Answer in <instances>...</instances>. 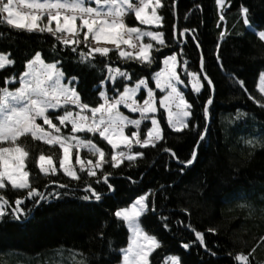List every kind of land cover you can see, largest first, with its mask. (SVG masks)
Here are the masks:
<instances>
[{
	"label": "trees",
	"instance_id": "16d2710c",
	"mask_svg": "<svg viewBox=\"0 0 264 264\" xmlns=\"http://www.w3.org/2000/svg\"><path fill=\"white\" fill-rule=\"evenodd\" d=\"M161 2L163 6L158 14L162 21L157 30L165 34L166 47L161 48L162 55L153 52L157 64L161 66L163 55L175 52L180 65L185 67L183 61L187 60L189 71H197L204 85L200 93H194L182 77L186 83L185 98L193 105L190 128L172 130L160 110L157 117L161 120L164 140L156 147H137L136 151L144 156L137 158L131 167L127 160L115 169L111 163L104 165V170L114 173L108 181L114 190L110 191L102 179L96 183V177L82 174L84 180L102 192L101 201L81 199L87 194L84 180L78 182L60 171L47 177L41 173L38 166L41 152L52 155L58 166L61 149L34 141L30 135L24 138L21 143H26L30 151L26 170L32 185L46 196L54 189L66 194L53 195L35 204L26 198V190L17 191L10 186L4 190L12 206L18 196L25 198L22 205L25 212L17 219L9 208V214L0 218V264H77L80 252L88 256L90 264H117L118 250L126 246L128 230L114 212L145 192H150V210L142 215L141 222L149 234L161 241L150 256V264H162L169 255L178 256L180 264H238L234 255L240 252L251 253L249 264H264L261 239L264 237V94L257 88L258 76L264 70V41L244 25L239 11L241 5L248 7L250 20L262 26L256 30H264V0H231L230 5L225 0L223 21L219 19L221 10L216 0ZM132 22L129 16L127 23ZM54 44L58 51L53 50ZM153 44L159 47L158 43ZM36 51H41L47 62L60 60V67L68 77L78 76L77 90L84 102L93 106L100 102L93 85L99 84L107 74L105 63L128 69L134 73L133 79H151L152 72L158 70L157 64L149 68L136 61L125 62L115 51L110 58L97 56L95 63L99 67L89 68L78 63L77 54L65 49L51 34L29 33L5 22L0 23V52L10 53L15 65L0 70V86H4L5 77L14 72L18 76L24 71L25 62ZM201 56L213 85H208L200 72ZM238 80L244 81V88ZM8 86L13 88L16 83ZM209 96L213 97V103L205 121L203 105ZM238 111L246 115L237 118ZM205 123L209 131L192 165L185 167L164 151L171 148L181 161L190 158L199 139L197 133L203 131ZM144 124L150 126L148 121ZM142 128L146 132L144 125ZM249 139H254L253 145L246 143ZM95 140L105 148L111 161L110 146L97 136ZM81 155L95 159L86 151ZM97 175L102 176V172L98 170ZM50 180H59L70 187L61 189ZM153 203L155 211L151 210ZM209 228L217 231L209 232ZM193 229L204 233L206 247L199 243ZM110 240L115 249L111 253ZM185 243L189 248H184Z\"/></svg>",
	"mask_w": 264,
	"mask_h": 264
},
{
	"label": "snow or ice",
	"instance_id": "6c2138e0",
	"mask_svg": "<svg viewBox=\"0 0 264 264\" xmlns=\"http://www.w3.org/2000/svg\"><path fill=\"white\" fill-rule=\"evenodd\" d=\"M216 4L221 10L219 19L223 21L225 0H216ZM228 4H231V0H228ZM149 6L152 8L150 14L146 12ZM162 6L161 0H139L138 3L134 0H0V23L6 22L15 29L27 30L29 33L51 34L65 49L70 48L72 53L77 54L78 63L89 68L99 67L95 63L97 56L110 58L114 51L118 58L125 62L136 61L150 68L157 64V57L153 52L162 55L161 48L166 47L165 34L161 31L129 26L125 22V17L134 12L136 20L141 25H159L162 17L158 15V9ZM22 8L27 11L21 10ZM239 11L244 25L264 41V30L256 31L262 26L250 20L249 8L241 5ZM224 35L225 32L222 31L220 37L223 38ZM144 37L156 41L159 47L151 42H143ZM92 41L95 42V46ZM81 44L84 48L79 47ZM199 46L197 44V47ZM52 47L54 51H58L55 44ZM216 58L220 59L219 54ZM61 63L60 60L47 62L42 52L36 51L25 62L24 71L18 76L14 72L5 77L4 86H0V218L9 214V208L10 214L17 219L25 212V208L22 207L25 198L18 196L15 199V206H12L4 194V190L9 186L17 191L26 190V198H31L35 204L53 195L59 197L66 194L54 189L46 196L32 185L30 173L26 170V159L29 158L30 151L26 143H21L29 135L34 141H43L51 146L58 145L62 149L59 169L54 165L52 155L41 152L39 169L46 177L49 174L55 176L62 170L65 176L79 182L84 180L82 174L86 173L87 177H96V183H101L102 179L112 191L114 186L108 181L114 173L104 170V165L111 163L115 169L127 160L128 166L131 167L137 158L144 156L143 152L133 150L134 145L141 148L156 147L158 142L164 140L161 120L157 117L160 109L166 113L168 127L174 131L180 132L190 128L189 118L194 115L193 105L185 98V93L179 87L185 81L177 70L180 63L177 53L163 55V66L157 64L158 70L152 72L151 79L147 77L133 79L134 73H130L128 69L105 63L107 74L99 84L93 85V90L98 92L100 99L95 106L84 102L77 90L79 77H68L60 67ZM183 64L193 90L200 93L204 87L200 74L197 71H189L187 60H184ZM14 65L15 60L11 58L10 53L0 52V70H6ZM200 72H203V79L207 84L213 85L212 79L205 71L203 56L200 60ZM259 80V90L264 93V71L260 72ZM106 81H111L112 84L109 86ZM153 81L155 88L150 86ZM237 82L244 88L243 80ZM14 83H18L19 86L14 88L8 86ZM156 89L163 94H157ZM256 102L261 103L259 100ZM212 103L213 97L209 96L203 105L205 121L209 119V106ZM121 105L130 113H138L139 116L133 118L126 115L121 111ZM245 115L246 113L237 112V118ZM40 120L43 123H39ZM146 121H150L151 126L145 125ZM69 124L70 131L67 133L62 131ZM142 125L146 127V132ZM208 131V124L205 123L203 131L197 133L199 139L196 141V147L186 160L181 161L171 148H165L164 151L171 153L185 167L192 165ZM89 133L92 134L91 137L86 135ZM97 134L102 141L111 146V161L107 159L108 153L105 148L95 140ZM5 143L7 146H4ZM246 143L253 145L254 139H249ZM121 145L125 146L124 150H118ZM81 149H86L95 159L82 156ZM76 165L79 166L78 169ZM98 170L102 172V176L97 175ZM179 170L183 172L184 168ZM50 183L58 185L61 189L70 187L59 180H50ZM84 183L87 194L81 197L82 200L103 199L102 192L93 187L91 182L84 180ZM149 196L150 192H145L126 207H120L114 212V216L122 221L128 230L127 244L118 250L120 255L118 264H150L151 254L161 245L157 236L149 234L141 222L142 215L150 210ZM151 210L155 211L154 203ZM193 231L199 243L206 247L204 233L195 229ZM207 231L216 232L217 229L209 228ZM100 235L103 236L104 233L101 232ZM261 239L264 240V237ZM113 245L114 242L110 240L108 243L110 253L115 251ZM183 246L187 249L190 245L185 243ZM250 255L251 253L240 252L234 255V260L238 264H249ZM78 256L77 264H90L86 254L80 252ZM169 261L171 264H180L179 257L175 255L167 257L165 264Z\"/></svg>",
	"mask_w": 264,
	"mask_h": 264
},
{
	"label": "rangeland",
	"instance_id": "374dc122",
	"mask_svg": "<svg viewBox=\"0 0 264 264\" xmlns=\"http://www.w3.org/2000/svg\"><path fill=\"white\" fill-rule=\"evenodd\" d=\"M134 2H136V3H138L139 2V0H134ZM21 10H23V11H27V9H21ZM151 10H152V8H151V6H149V8H147L146 9V12H148L149 14L151 13ZM159 15V14H158ZM129 16H132V18H133V20H134V22H132V24H128L127 23V19L129 18ZM125 22L129 25V26H137V27H140V28H143V29H146V30H152V31H158L157 30V27H159L160 25H161V23L159 24V25H141L140 23H139V21H137L136 20V18H135V14H134V12H130L129 14H127L126 15V17H125ZM54 24H55V22H53V26H54ZM253 31V30H252ZM256 31H259V30H256ZM142 40H143V42H151V43H157L156 41H151L150 40V38L149 37H144V38H142ZM92 44H93V46H95V42L94 41H92L91 42ZM107 46H109V47H114V46H112V45H107ZM122 47H124L126 50H130L131 51V49H128L127 48V46H123L122 45ZM171 55V54H170ZM163 66V64H162V62H161V67ZM177 70H178V72H179V74L181 75V78L182 77H185V79H186V81H187V83H188V86L191 88V90L194 92V93H196L194 90H193V88H192V84H191V82H190V80H189V78L187 77V75H186V73L184 72V66L183 65H180V63H178V65H177ZM262 71H264V70H262ZM183 79V78H182ZM184 80V79H183ZM153 83V88H155V83H154V81L152 82ZM201 83H202V80H201ZM106 84L107 85H111L112 84V82L111 81H106ZM260 84V80H259V76H258V79H257V88H258V90H259V87H258V85ZM17 86H19L18 85V83H16V86L15 87H17ZM179 87H180V89L183 91L184 90V88H186V83H184V84H182V85H179ZM14 88V87H13ZM202 90V89H201ZM260 91V90H259ZM156 92H157V94H163V93H161L160 92V90L159 89H156ZM262 94H264V93H262ZM139 95V94H138ZM120 108H121V111H123L126 115H130V116H132L133 118H137L138 116H139V114L138 113H130L126 108H124L122 105L120 106ZM163 113H164V111H163V109H160ZM159 110V111H160ZM158 114V113H157ZM164 115H165V119H166V122H167V116H166V113H164ZM39 123H43L42 122V120H40V121H38ZM54 122H56V123H59L58 121H54ZM149 122V124H150V126H151V122L150 121H148ZM168 125V124H167ZM45 127H47V126H45ZM130 127V129L131 130H134V129H132L131 128V126H129ZM70 128H71V125L69 124L68 125V127L67 128H63L62 129V131H64L65 133H67V132H69L70 131ZM170 128V127H169ZM172 129V128H171ZM173 130V129H172ZM89 136L88 137H91L92 136V134H88ZM97 137H98V139H100L101 140V138L98 136V134L96 135ZM105 142V141H104ZM106 143V142H105ZM107 144V143H106ZM108 145V144H107ZM58 146V145H57ZM110 146V145H109ZM59 147V146H58ZM137 147H140V146H138V145H134L133 146V150L134 151H136V148ZM110 148H111V146H110ZM125 149V146H123V145H121L120 147H119V149L118 150H124ZM82 151H86L87 152V150L86 149H81V152ZM111 151H112V149H111ZM73 152H75V150H73ZM62 155H63V152H62V149H61V157H62ZM53 163H54V161H53ZM73 164H75V159H74V156H73ZM54 165H55V163H54ZM38 166H39V159H38ZM58 169H59V164H58V166H56ZM76 168L78 169L79 168V166L78 165H76ZM61 173H63V171L62 170H59ZM64 174V173H63ZM136 199V198H135ZM134 199V200H135ZM169 256H172V255H169ZM169 256H167V257H169ZM167 257H165L164 258V261H163V263L162 264H165V260H166V258ZM118 264V263H117ZM168 264H171V262L169 261L168 262Z\"/></svg>",
	"mask_w": 264,
	"mask_h": 264
}]
</instances>
